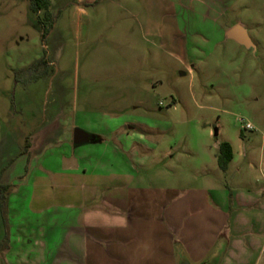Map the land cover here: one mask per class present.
I'll list each match as a JSON object with an SVG mask.
<instances>
[{
    "label": "rangeland",
    "instance_id": "1",
    "mask_svg": "<svg viewBox=\"0 0 264 264\" xmlns=\"http://www.w3.org/2000/svg\"><path fill=\"white\" fill-rule=\"evenodd\" d=\"M216 2L224 10L202 17V5L192 11L176 0H50L45 20L26 0H0V181L63 172L74 147L93 149L90 163L81 161L88 172L98 161L102 172L179 186L175 177L195 172L201 145L216 153L231 142L238 151L241 135H254L247 124L264 129V0ZM237 25L255 52L225 38ZM117 127L115 140L94 145ZM75 129L91 140L75 146ZM53 131L56 145L46 141ZM12 185L31 192V182Z\"/></svg>",
    "mask_w": 264,
    "mask_h": 264
},
{
    "label": "crops",
    "instance_id": "2",
    "mask_svg": "<svg viewBox=\"0 0 264 264\" xmlns=\"http://www.w3.org/2000/svg\"><path fill=\"white\" fill-rule=\"evenodd\" d=\"M176 2L192 11L202 5L207 10L202 17L223 9L216 0ZM225 38L251 51L227 33ZM134 127L129 124L126 135ZM251 127L254 135L242 134L238 151L227 142L234 157L226 172L217 162L221 143L216 153L201 145L194 152L195 172L175 177L179 186H150L149 180L129 172H102L96 169L102 165L98 161L88 172L81 161L90 163L93 149L78 155L74 147L61 158L63 172L45 170L50 173L31 175L30 181L7 173L2 183L31 182V192L12 190L8 195L9 244L0 253V264H181L182 258L190 264L210 258H218L217 264H264V129ZM118 128L94 145L115 140ZM57 135L53 131L46 141L56 145ZM203 156L214 164L212 169L204 168ZM189 183L194 186L186 187ZM5 234L0 210V244Z\"/></svg>",
    "mask_w": 264,
    "mask_h": 264
},
{
    "label": "trees",
    "instance_id": "3",
    "mask_svg": "<svg viewBox=\"0 0 264 264\" xmlns=\"http://www.w3.org/2000/svg\"><path fill=\"white\" fill-rule=\"evenodd\" d=\"M30 4V10L34 13H43L45 20H50L52 15L50 13V0H26ZM28 147V146H27ZM22 154H27L22 152ZM233 150L229 143L223 142L220 145L219 153L217 156L218 167L223 172H226L230 163L233 160ZM14 189L13 185H6L0 181V210L2 220L4 222L6 234L4 241L0 245V253L4 252L8 248L9 244V225H8V195Z\"/></svg>",
    "mask_w": 264,
    "mask_h": 264
},
{
    "label": "water",
    "instance_id": "4",
    "mask_svg": "<svg viewBox=\"0 0 264 264\" xmlns=\"http://www.w3.org/2000/svg\"><path fill=\"white\" fill-rule=\"evenodd\" d=\"M227 38L230 40L235 41L242 47H245L246 49H251V51H255L254 44L252 43V40L250 39L248 32L246 29H244L241 25L234 26L227 32ZM217 134V133H216ZM91 136L80 129H75L73 132V143L74 145H80L88 142L90 140ZM218 258L215 259H208L202 264H217ZM181 264H190L188 260L185 258H182Z\"/></svg>",
    "mask_w": 264,
    "mask_h": 264
},
{
    "label": "built area",
    "instance_id": "5",
    "mask_svg": "<svg viewBox=\"0 0 264 264\" xmlns=\"http://www.w3.org/2000/svg\"><path fill=\"white\" fill-rule=\"evenodd\" d=\"M252 127H251V125L250 124H247L246 125V129H251Z\"/></svg>",
    "mask_w": 264,
    "mask_h": 264
}]
</instances>
